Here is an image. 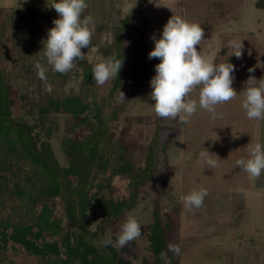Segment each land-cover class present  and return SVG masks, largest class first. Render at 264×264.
<instances>
[{"label":"rangeland","instance_id":"374dc122","mask_svg":"<svg viewBox=\"0 0 264 264\" xmlns=\"http://www.w3.org/2000/svg\"><path fill=\"white\" fill-rule=\"evenodd\" d=\"M257 0H87L82 16L93 23L90 44L82 48L83 59L74 61L71 70L55 72L43 57L42 39L53 26L56 11L46 0H0L1 23L14 16L0 42V69L4 72L11 110L19 122L25 120L35 133L46 139L63 170L69 166L64 142L83 138L89 132L85 124L66 111L43 112L51 100L80 97L88 105L81 116L100 108L110 139L105 147V168L91 170L89 193L93 206L87 210L84 228L98 232L104 217L99 199L128 200L133 190L131 173L146 166V156L155 145L158 150L153 176L142 186L137 203L104 227L103 240L116 241L122 223L131 214L141 224V235L123 247L115 248L118 257L131 264H161L153 253L149 236L155 217L168 232V243L178 264H264V172L250 177L236 165L247 158L248 149L264 143V120H250L241 107L242 90L250 76L264 78V8ZM34 6V11L28 10ZM22 11L14 13L15 8ZM179 14L200 24L204 32L200 45L203 56L215 62L235 65L233 87L238 92L230 101L215 106V114L197 108L188 123L161 118L154 112L150 79L158 58H148L154 47L151 39L162 33L168 19ZM122 29L126 60L118 88L112 92L113 78L103 85L88 77L86 69L115 51L116 34ZM242 43V55H230L229 42ZM46 68V79L37 75L36 63ZM249 68L254 71L249 72ZM196 88L189 93L198 100ZM124 93V99L120 97ZM119 100V102H117ZM1 136V135H0ZM123 145V156L133 172L120 169L122 160L115 142ZM113 143V144H112ZM204 153L206 156H202ZM215 162V166L207 163ZM149 172V171H148ZM74 184L77 177L70 175ZM0 264H73L67 259L62 236L74 230L75 222L67 212V198L32 199L44 179L30 159L4 136L0 137ZM193 187L207 190L200 207H185L181 197ZM51 212L59 218L60 232L43 229L44 239L58 241L61 255L28 251L8 240L4 247L1 232L8 235L17 225L43 223L38 214ZM43 226V225H42ZM73 243V238L70 239ZM163 264V263H162Z\"/></svg>","mask_w":264,"mask_h":264},{"label":"clouds","instance_id":"9594fccd","mask_svg":"<svg viewBox=\"0 0 264 264\" xmlns=\"http://www.w3.org/2000/svg\"><path fill=\"white\" fill-rule=\"evenodd\" d=\"M46 6L53 8L58 14L53 19V26L47 30L42 39L43 57L47 65L55 72L65 73L74 66V61L83 59L82 48L90 44L93 23L92 17L82 16L87 8V0H46ZM204 32L200 24L191 22L182 15H172L163 26L162 33L151 37L154 47L148 58H158L155 74L150 79V98L154 101V112L161 118H171L188 123L197 108L215 114V106L232 100L238 94L232 86L235 65L231 62H215L206 59L200 45ZM234 49L230 55L239 58L242 55V43L229 42ZM122 61L113 57L102 58L93 65L92 76L96 84L103 85L110 78L119 74ZM37 75L46 79V68L36 63ZM254 69L249 68V72ZM242 90L241 107L250 120H264V78L250 76ZM198 88V100L192 99L189 93ZM123 93V92H122ZM124 99V93L120 97ZM119 102V100L117 101ZM202 156L206 154L202 153ZM215 166V162L207 160ZM236 165L249 174L259 177L264 172V143L256 142L248 149L247 158L236 160ZM207 190L193 187L181 199L185 207H200ZM141 224L134 215H129L122 223L116 241L111 238L102 241L104 246L123 247L141 235ZM168 249L179 251L169 244ZM167 252H161V258L167 264Z\"/></svg>","mask_w":264,"mask_h":264},{"label":"trees","instance_id":"16d2710c","mask_svg":"<svg viewBox=\"0 0 264 264\" xmlns=\"http://www.w3.org/2000/svg\"><path fill=\"white\" fill-rule=\"evenodd\" d=\"M257 7L264 8V0H257ZM34 11V6L26 8ZM14 13L22 11L21 8L13 9ZM16 14H10L1 23L0 42L6 34L7 27L10 21L15 18ZM116 34L115 51L116 54H110V57L123 62L126 60V55L122 46V29ZM122 66L116 77L113 78V86L111 92L118 88L122 77ZM92 70L86 69L88 77L92 78ZM13 100L8 95V86L6 84L4 72L0 69V135L8 139L19 154L26 155L30 161L42 171L43 183L37 190L36 196L33 197V206L43 200L64 197L67 198V212L70 219H72L76 227L72 231L66 232L62 236V241L66 243L67 259H71L73 264H131L130 262L118 257L115 248L112 245L104 246L102 244L103 236L99 232H103L104 227L119 219L124 212L130 210L137 203L138 196L141 193L142 186L149 180L155 171L157 165L158 150L153 145L147 156L146 166L140 170L131 173V184L133 187L128 200L114 201L113 199H99L102 203L103 220L98 232L90 233L84 228V218L87 215V210L93 206V197L89 193L91 170L93 168H105L104 153L105 147L103 142L110 139L108 134L106 122L100 117V108L94 107L92 115L97 118L94 122L89 114L81 116L88 105L80 97L63 100H51L50 105L42 108V111L47 113L50 111H66L71 113L73 117L79 120L78 124H85L89 127V132L83 138L69 139L64 142L65 153L69 158V166L62 170L59 163L46 139H42L35 133L34 127L28 124L27 121H17L13 117L11 104ZM0 136V137H1ZM113 144V143H112ZM117 154L122 160L120 169L126 172H133V166L128 159L123 156V145L120 141L115 142ZM149 171V172H148ZM70 175L77 177V183L74 184ZM3 183L0 181V191ZM48 213L43 211L38 214L39 220L43 223L37 222L35 225H17L13 231L8 235L6 232H1L3 237L4 247L9 239L14 243L24 246L28 251L37 253H55L61 255V248L58 241H49L44 239V230L47 229L51 233L57 234L60 232V219H49L50 211L47 207ZM43 225V226H42ZM73 238V243L70 239ZM151 248L157 260L165 264V260L161 258V252H167V264H178L174 257V252L168 249V232L160 219L155 217V222L151 226V233L149 236Z\"/></svg>","mask_w":264,"mask_h":264}]
</instances>
